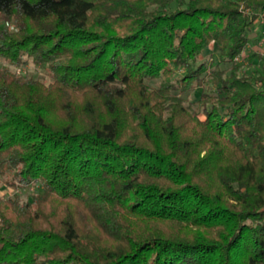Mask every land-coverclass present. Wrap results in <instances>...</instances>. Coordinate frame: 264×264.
<instances>
[{
    "label": "trees",
    "instance_id": "obj_1",
    "mask_svg": "<svg viewBox=\"0 0 264 264\" xmlns=\"http://www.w3.org/2000/svg\"><path fill=\"white\" fill-rule=\"evenodd\" d=\"M262 16L0 0V60L50 78L0 66V176L34 192L0 197V264H264V57L236 61Z\"/></svg>",
    "mask_w": 264,
    "mask_h": 264
},
{
    "label": "rangeland",
    "instance_id": "obj_2",
    "mask_svg": "<svg viewBox=\"0 0 264 264\" xmlns=\"http://www.w3.org/2000/svg\"><path fill=\"white\" fill-rule=\"evenodd\" d=\"M264 24H262L261 22H259V26H258V29H257V36L254 38L253 40V44H257V42L261 41L264 39V33L262 32H259L262 30V27ZM260 37L258 36L259 34ZM255 39H258L257 42H255ZM209 57V54L208 53H204L202 55V58L205 59V58H208ZM26 64L20 68H15V67H12V66H8L6 63H3L1 60H0V66H6L9 68L10 71L12 72H15V73H20V74H23V75H27V76H32L33 78L35 79H38L42 82H44V84H48L50 82V78L49 76H47L46 72L39 66H34L30 60H26ZM248 59L247 58H243L240 60V63H242L243 65V68L245 71H250L252 69H256L258 67L259 64H257V62H255L256 64L252 63L249 64L247 63ZM158 86V83L157 82H152L150 83V87H157ZM199 93V91L195 92L194 94H190L189 96V99H193V97L197 96ZM10 177H3V176H0V197H6V196H18L20 200L22 201H27L32 195H33V191L32 190H29V189H26V188H17V189H12L10 188L8 185H6L5 183V180H9Z\"/></svg>",
    "mask_w": 264,
    "mask_h": 264
},
{
    "label": "crops",
    "instance_id": "obj_3",
    "mask_svg": "<svg viewBox=\"0 0 264 264\" xmlns=\"http://www.w3.org/2000/svg\"><path fill=\"white\" fill-rule=\"evenodd\" d=\"M257 29L254 30L253 33L250 35L251 41H250L249 45L247 46V48L244 50V52L241 54V57H240V60L242 59V57L247 58L248 59L247 63L249 64V66H250L252 61H253L252 63H254V64H256L255 62H257V64H259L258 58L255 56L253 57L252 55L257 54V55H261L262 57H264V39L261 40L260 42L258 41V39H255V42L258 41L257 44L252 43L254 38L257 36V33H256ZM259 32L264 33V27H262V30ZM260 35L261 34H259L258 36L260 37Z\"/></svg>",
    "mask_w": 264,
    "mask_h": 264
},
{
    "label": "built area",
    "instance_id": "obj_4",
    "mask_svg": "<svg viewBox=\"0 0 264 264\" xmlns=\"http://www.w3.org/2000/svg\"><path fill=\"white\" fill-rule=\"evenodd\" d=\"M260 22H261L262 24H264V16H262V17L260 18ZM240 57H241V56H239V57L236 58V61H237V62L240 61Z\"/></svg>",
    "mask_w": 264,
    "mask_h": 264
}]
</instances>
